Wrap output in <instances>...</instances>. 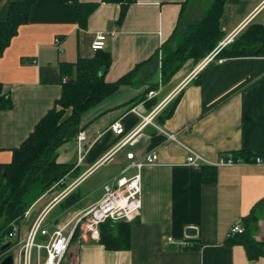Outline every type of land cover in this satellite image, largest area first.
Here are the masks:
<instances>
[{"label": "crops", "instance_id": "1", "mask_svg": "<svg viewBox=\"0 0 264 264\" xmlns=\"http://www.w3.org/2000/svg\"><path fill=\"white\" fill-rule=\"evenodd\" d=\"M17 1L21 0H0V21L7 19L11 3ZM189 1L137 0L118 24L120 4L37 0L29 22L19 28L0 59V82L14 103L10 110L0 112V167L11 163L14 150L61 97L65 80L71 78L64 76L62 65L95 56L92 43L97 34H107L105 50L111 54L112 64L106 81L115 82L161 50ZM94 3L98 7L83 29L78 4ZM251 23L264 25V0L226 1L220 20L226 38L233 34L237 38ZM196 66L188 61L168 85L170 98L181 97L163 125L155 117L154 125L137 130L142 121L138 114L145 116L158 108L159 115L166 102L162 98L149 109L145 103L133 101L139 90L123 86L85 113L80 129L71 130L57 159L61 164H75L77 169V176L67 186L70 192L82 191L85 183L102 173L80 192L82 204L75 207L80 210L98 205L102 200L86 199L89 192L111 184L129 162L147 154L158 155V161L141 171V208L129 221L130 249L108 251L98 242L99 235L85 232L71 246L64 264H264V258L251 260L245 246L227 244L231 228L238 223L244 227L251 216L257 218L252 236L264 243V203L258 208L264 202V164L218 167L210 182L203 179L200 169L187 164L189 151L211 163L242 151L264 158V56L224 58L191 75ZM115 122L121 124V133L111 129ZM82 132L86 152L78 164L77 138ZM154 136L161 139L158 144L152 143ZM132 174L135 170L127 176ZM44 198L34 204L32 218L40 213L32 216ZM58 206L55 203L50 212L51 228L68 224V232L79 211L62 225L69 213H56ZM189 228L196 229L195 236L187 235ZM169 239L185 242L187 247Z\"/></svg>", "mask_w": 264, "mask_h": 264}, {"label": "trees", "instance_id": "2", "mask_svg": "<svg viewBox=\"0 0 264 264\" xmlns=\"http://www.w3.org/2000/svg\"><path fill=\"white\" fill-rule=\"evenodd\" d=\"M137 0H102V3L120 4L118 24L124 22L130 5ZM227 0H204L201 17L192 21L182 15L178 25L161 47L176 39V47L167 48L160 71V78L150 90L134 99L145 103L149 109L155 108L162 97L148 99V92L158 90L160 83L166 86L172 78L191 60L200 61L212 53L226 37L220 25ZM37 0H21L11 3L8 17L0 21V59L18 34L22 25L29 22L33 5ZM98 4H78L80 27L87 28L88 19ZM185 13V12H184ZM159 52V51H158ZM156 52L148 61L142 62L115 82L106 81L112 64V56L106 50L96 52L92 59H79L74 64H63L64 76L71 77L63 84L62 95L37 124L28 139L13 152L11 163L0 167V254L3 238L13 230L14 225L23 222L26 212L48 191L62 180L77 176L75 164L58 163V152L68 142L71 130L81 125L82 117L88 111L119 91L123 86L148 85L140 79L141 71L148 67L158 56ZM264 56V25L251 23L235 40L223 49L219 58ZM142 82V83H141ZM150 85V84H149ZM162 86V87H163ZM181 95L173 99L157 116L159 125L174 114ZM14 103L4 93L0 82V112L10 110ZM70 110L69 116H66ZM153 144L161 139L154 136ZM235 160L254 163L256 157L246 152H232ZM226 155V154H225ZM205 181H213L216 167L205 165L200 168ZM5 172V174H4ZM210 174V175H209ZM82 197L78 192L69 194L59 203L58 212L63 214L79 205ZM264 202L258 204L262 207ZM257 218L251 216L244 222V232L228 237L227 244L245 246L251 260L264 258V243L252 236V228ZM79 228L72 238V245L81 239ZM98 242L108 251L129 250L131 247V225L126 221L108 220L99 225Z\"/></svg>", "mask_w": 264, "mask_h": 264}, {"label": "built area", "instance_id": "3", "mask_svg": "<svg viewBox=\"0 0 264 264\" xmlns=\"http://www.w3.org/2000/svg\"><path fill=\"white\" fill-rule=\"evenodd\" d=\"M234 37L229 36L228 38ZM107 34H97L95 40L92 43V49L94 52L102 51L106 47ZM229 44L228 42L225 43ZM219 50L216 51V53ZM215 52V51H213ZM215 54V53H213ZM210 54L208 58L197 67L195 72L202 70L214 57ZM209 61V62H208ZM156 93H150L149 97L155 96ZM133 112L138 114L135 109ZM142 121L138 125V129H142L147 125H154L153 116L154 113L145 117L138 114ZM111 129L116 131H122L121 124L115 122L112 124ZM170 140H176L174 135H168ZM78 142L80 143V157L78 164L84 159L86 152L82 145V142L86 140L85 133L78 135ZM82 145V146H81ZM158 161V155L147 154L142 159L131 161L123 169L122 173L115 178L111 184H106L104 189L106 191L105 198L96 206H93L73 220V226L65 232V227L56 228L51 230L52 221L50 212L52 211L55 203L63 201L71 192V188H65L61 194L50 202L45 209H43L35 218H29L34 205L26 212L23 222L19 225H14L13 230L4 236L2 244V251L0 254V264L8 257H12V264H64L67 260L68 254L72 246V238L77 228L80 229L81 235L85 232L92 233V235H99V225L108 220L118 222L126 221L129 222L137 215L141 208V194H142V179L141 171L147 165L155 164ZM243 163L242 160H235L231 154L223 155L219 158L216 163H211L201 155L189 151L187 157V164L194 168L200 169L202 166L209 165L218 167H229ZM256 164H264V158H256ZM135 170V174L127 176L131 171ZM61 183V182H60ZM48 191L45 196L54 191L59 184ZM29 222L27 230H23V223ZM86 225V228H85ZM25 231L23 237L22 232ZM244 227L238 223L234 225L231 230L229 237H233L236 234H242ZM172 244H180L182 247H187L185 242H177L173 239L168 240ZM9 246L3 250L5 245Z\"/></svg>", "mask_w": 264, "mask_h": 264}, {"label": "rangeland", "instance_id": "4", "mask_svg": "<svg viewBox=\"0 0 264 264\" xmlns=\"http://www.w3.org/2000/svg\"><path fill=\"white\" fill-rule=\"evenodd\" d=\"M203 2H204V0H191V1H189V8L187 9V10H185L184 12V16H186L187 18H189V19H191L192 21H196V20H198L200 17H201V13H202V4H203ZM235 40V38L234 37H232V38H224L220 43H219V45L215 48V52H212V53H210V54H213V53H215V54H213L214 55V57L212 58V61H208L209 63L207 64V65H209L210 63H212V62H215V61H221L222 59H224V58H219V54L223 51V49L225 48V47H227L229 44H231L233 41ZM229 43V44H225V43ZM175 47H176V39H173L169 44H168V46L166 47V49H161L159 52H158V56L156 57V59L148 66V67H146L144 70H142L141 72V77H140V79H141V81L144 83H147L148 85H135V86H129V87H131V88H133V89H135V90H139V93L137 94V96L135 97L136 99H139L140 97H141V95H143L144 93H146V91L147 90H150V88H152L153 87V85H155V83L157 82V80L160 78V71H161V67H162V62H163V59H164V53L166 52V50H167V48H173V49H175ZM217 50H219L218 52L219 53H216V51ZM209 54V55H210ZM208 55V56H209ZM208 56H206L205 58H203L202 60H200V61H194V63L195 64H197V66H196V68H195V70L197 69V67H199V65L201 64V63H203L207 58H208ZM206 65V66H207ZM205 66V67H206ZM204 67V68H205ZM195 70L192 72V74L191 75H193L194 73L196 74L197 72H195ZM141 82V83H142ZM150 84V85H149ZM168 85H170V83H168L166 86H163L161 83H160V85H159V88H157L158 90H153V91H150V92H148V96L150 95V93H156V94H160L159 96H160V98L162 97L164 100L163 101H165L166 102V106L168 105V104H171V102L173 101V99L174 98H170V95H169V91L171 90V87H169ZM163 86V87H162ZM162 92V93H161ZM145 95V94H144ZM139 97V98H138ZM134 98V99H135ZM166 99V100H165ZM165 106V107H166ZM164 107V108H165ZM70 110H68L67 111V113H66V116H69V114H70ZM152 113H154V117H157V113H158V109H154V110H152V112L151 113H149V114H147V115H145V117H147V116H149V115H151ZM81 126V125H80ZM80 126H79V129H80ZM148 126V125H147ZM117 133H121L120 131H116ZM105 170V169H104ZM123 171V170H122ZM102 172H104V171H102ZM122 173V172H121ZM102 173H98L97 175H95V177H93V179H90L87 183H85L84 184V186H82V191H85V189L86 188H88L89 186H90V184H92L93 183V181H95L100 175H101ZM73 180H71V178H66L65 180H62L61 181V183L59 184V186H57L56 188H55V190L54 191H51L50 193H48L46 196L45 195H43V196H45V198L41 201V203H39V205H38V207L37 208H35L34 209V211H33V217L36 215V214H38L37 212H41L43 209H45L46 207H47V205L51 202V201H53L55 198H57L60 194H61V192L68 186V184H70L71 182H72ZM69 182V183H68ZM105 186V185H104ZM104 186H99L98 188H96L93 192H89V194L86 192V194H88V196H87V200H92L93 202H99V201H101V200H103L104 198H105V196H106V191H105V189H104ZM70 187V186H69ZM81 191V189H80V192H82ZM73 192H75V191H73ZM72 192V193H73ZM80 192H78L79 194H80ZM72 193H70V195L72 194ZM42 196V197H43ZM82 197V196H81ZM49 201V202H48ZM82 204V202L80 201V205ZM58 208H59V206L55 209V212L56 213H58L59 214V212H58ZM79 209V210H78ZM85 210H87V209H85ZM85 210H80V208H73L72 210H70V211H65L63 214L64 215H66L67 213H69V214H67V218L68 219H65V218H63L64 219V221L63 222H61L62 223V225H64L65 223H66V221L68 222V220H69V218L70 219H74L75 218V216H73V215H75L76 214V212L77 211H79L78 213H77V215L79 216V214H81L82 212H84ZM51 215H53V214H50V216ZM49 216V217H50ZM77 216V217H78ZM55 217V216H54ZM53 217V218H54ZM74 217V218H73ZM76 217V218H77ZM29 218H32L31 216L29 217ZM28 225V223L27 222H25V223H23V227L25 228L26 226ZM23 228V229H24ZM66 228H68V224H67V226L65 227V229ZM85 228H86V225H85ZM51 230H53V228H50Z\"/></svg>", "mask_w": 264, "mask_h": 264}, {"label": "water", "instance_id": "5", "mask_svg": "<svg viewBox=\"0 0 264 264\" xmlns=\"http://www.w3.org/2000/svg\"><path fill=\"white\" fill-rule=\"evenodd\" d=\"M4 174H5V172H4ZM187 235L190 236V237L195 236L196 235V229L189 228L187 230ZM8 246H9V244L5 245L3 247V250L6 249ZM2 264H12V257L10 256V257L6 258Z\"/></svg>", "mask_w": 264, "mask_h": 264}, {"label": "bare ground", "instance_id": "6", "mask_svg": "<svg viewBox=\"0 0 264 264\" xmlns=\"http://www.w3.org/2000/svg\"><path fill=\"white\" fill-rule=\"evenodd\" d=\"M106 44H107V41H106ZM106 49V47L104 48V50ZM103 51V50H102ZM156 96H158V94H156L155 96H153V97H149V98H154V97H156ZM156 109H158V108H156ZM84 133V132H83Z\"/></svg>", "mask_w": 264, "mask_h": 264}]
</instances>
